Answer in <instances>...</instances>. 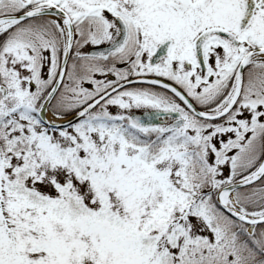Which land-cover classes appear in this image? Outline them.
<instances>
[{"label": "snow or ice", "instance_id": "snow-or-ice-1", "mask_svg": "<svg viewBox=\"0 0 264 264\" xmlns=\"http://www.w3.org/2000/svg\"><path fill=\"white\" fill-rule=\"evenodd\" d=\"M0 264H264V0H0Z\"/></svg>", "mask_w": 264, "mask_h": 264}]
</instances>
